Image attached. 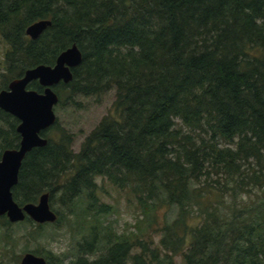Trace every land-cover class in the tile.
I'll use <instances>...</instances> for the list:
<instances>
[{"label": "trees", "instance_id": "trees-1", "mask_svg": "<svg viewBox=\"0 0 264 264\" xmlns=\"http://www.w3.org/2000/svg\"><path fill=\"white\" fill-rule=\"evenodd\" d=\"M39 20L51 25L31 40ZM0 38V90L75 44L82 61L53 87L58 105L114 91L78 152L70 134L43 132L47 145L25 156L12 188L19 206L47 193L50 207L57 198L81 216L67 264H264V202L250 200L264 191V0H0ZM17 124L0 110V157L18 148ZM97 178L141 209L137 233L99 228L112 208ZM21 224L40 237L43 225L0 217V264H19Z\"/></svg>", "mask_w": 264, "mask_h": 264}, {"label": "water", "instance_id": "water-1", "mask_svg": "<svg viewBox=\"0 0 264 264\" xmlns=\"http://www.w3.org/2000/svg\"><path fill=\"white\" fill-rule=\"evenodd\" d=\"M49 20H39L29 25L26 36L37 39L48 27ZM82 54L73 44L61 52L53 66L38 65L26 69L20 78L9 82L7 89L0 90V110L18 120L16 132L20 136L17 149L5 150L0 157V217L11 224L31 220L38 225L53 224L57 215L49 204L47 193L39 196L37 202L19 206L12 197V188L18 183V173L25 156L35 148L47 145L42 133L56 122L54 107L59 97L53 87L72 81V69L78 67ZM32 82L43 88L41 93L28 89ZM264 202V194H263ZM19 264H46L43 257L32 253L22 255Z\"/></svg>", "mask_w": 264, "mask_h": 264}, {"label": "rangeland", "instance_id": "rangeland-1", "mask_svg": "<svg viewBox=\"0 0 264 264\" xmlns=\"http://www.w3.org/2000/svg\"><path fill=\"white\" fill-rule=\"evenodd\" d=\"M7 48L8 46L0 38V86L2 85L1 76L6 74L3 61ZM74 101H67L63 106L57 105L54 107L57 127L49 128L46 130V134L54 138L60 130L70 134L73 138L71 149L76 153L79 151L84 139L97 126L100 120L109 112H112L114 91L103 96L76 97ZM96 181L99 186L97 192L99 201L110 205L112 208L111 214L100 218L99 228L103 225L110 226L112 232L118 235L137 233L138 226L141 228V209L137 208V204L129 197L128 192L118 191L107 182L102 183L100 178H97ZM254 193L250 200L256 198L262 200L264 191ZM57 200L56 198L53 201L51 209L59 213L61 222L57 225L44 224L38 239L32 240L28 237L27 233L32 230L30 224L13 226L16 236L21 238L14 257H20L21 259L25 253L38 251L40 255L52 253L53 256H64L66 264L75 258V245L85 231L82 229V218L80 215H70L67 208L59 204ZM160 217H162V212ZM146 224L142 225L145 234L146 230H148L145 227ZM20 259L18 258L19 261ZM175 262L176 264H183L182 258L179 256L175 258Z\"/></svg>", "mask_w": 264, "mask_h": 264}, {"label": "flooded vegetation", "instance_id": "flooded-vegetation-1", "mask_svg": "<svg viewBox=\"0 0 264 264\" xmlns=\"http://www.w3.org/2000/svg\"><path fill=\"white\" fill-rule=\"evenodd\" d=\"M9 84V83H8ZM30 85V84H29ZM8 86V85H7ZM28 88V87H27ZM7 89V88H6ZM29 89V88H28ZM58 105V104H57Z\"/></svg>", "mask_w": 264, "mask_h": 264}]
</instances>
